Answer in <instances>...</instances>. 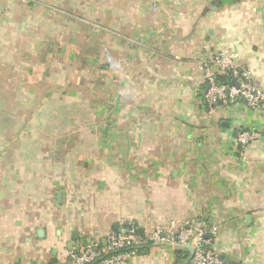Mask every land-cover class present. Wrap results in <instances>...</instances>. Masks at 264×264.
<instances>
[{"label":"crops","instance_id":"crops-1","mask_svg":"<svg viewBox=\"0 0 264 264\" xmlns=\"http://www.w3.org/2000/svg\"><path fill=\"white\" fill-rule=\"evenodd\" d=\"M222 49L264 86V0H0V264L173 220L264 264V112L207 105ZM241 128L262 137L241 148ZM189 256L161 243L129 264Z\"/></svg>","mask_w":264,"mask_h":264},{"label":"built area","instance_id":"built-area-1","mask_svg":"<svg viewBox=\"0 0 264 264\" xmlns=\"http://www.w3.org/2000/svg\"><path fill=\"white\" fill-rule=\"evenodd\" d=\"M201 68L208 83L204 99L209 106H215L220 101L232 103L243 98L251 110L264 112L263 84L249 69L243 68L228 49L207 56ZM223 74H230L239 82V86L219 83L217 76ZM261 137L260 131L241 128L237 132L236 142L245 148ZM218 235L216 225L190 221L180 224L173 220L167 227H158L152 232H144L135 223H130L124 231L111 230L103 247L94 242L79 250L68 251L67 264H129L140 255L143 248L161 243L184 249L187 244H191L193 253L186 264H227L215 248Z\"/></svg>","mask_w":264,"mask_h":264},{"label":"trees","instance_id":"trees-1","mask_svg":"<svg viewBox=\"0 0 264 264\" xmlns=\"http://www.w3.org/2000/svg\"><path fill=\"white\" fill-rule=\"evenodd\" d=\"M217 80L219 83H232V77L230 74H223V75H218L217 76ZM208 105V104H207ZM149 249V247H145L141 250V253L140 254H143V253H146L147 250ZM49 264H56L55 261L49 263Z\"/></svg>","mask_w":264,"mask_h":264},{"label":"water","instance_id":"water-1","mask_svg":"<svg viewBox=\"0 0 264 264\" xmlns=\"http://www.w3.org/2000/svg\"><path fill=\"white\" fill-rule=\"evenodd\" d=\"M231 0H223V3H227V2H230ZM232 83L235 85V86H239V82L235 79V78H232ZM219 103H222L221 101ZM186 247L189 249L190 251V256L188 258V260L191 258L192 256V253H193V247L191 246V244H187ZM188 260L186 261V263L188 262Z\"/></svg>","mask_w":264,"mask_h":264}]
</instances>
